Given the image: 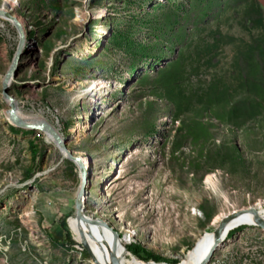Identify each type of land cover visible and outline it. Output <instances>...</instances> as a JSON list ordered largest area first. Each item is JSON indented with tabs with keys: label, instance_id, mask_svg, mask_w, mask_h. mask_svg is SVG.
<instances>
[{
	"label": "rangeland",
	"instance_id": "rangeland-1",
	"mask_svg": "<svg viewBox=\"0 0 264 264\" xmlns=\"http://www.w3.org/2000/svg\"><path fill=\"white\" fill-rule=\"evenodd\" d=\"M200 1L0 0L28 33L9 87L20 115L54 125L85 159V216L161 263H179L216 215L264 208V107L248 99L264 74L243 72L239 40L259 30L242 25L240 0H225L219 18L213 0ZM217 27L214 57L203 45ZM18 42L0 16V264H97L69 224L78 164L6 112L2 82ZM240 225L208 264H264V229Z\"/></svg>",
	"mask_w": 264,
	"mask_h": 264
},
{
	"label": "water",
	"instance_id": "water-1",
	"mask_svg": "<svg viewBox=\"0 0 264 264\" xmlns=\"http://www.w3.org/2000/svg\"><path fill=\"white\" fill-rule=\"evenodd\" d=\"M0 16H4L8 18L9 20L12 21L16 29L18 30L19 33V42L17 45V49L15 52V55L13 57L12 63L7 70L4 78H3V95L6 98V100L9 102V108L6 110L8 117L11 122H13L15 125L23 128H28V129H35V130H43L46 133H48L52 139L62 148V150L65 152L64 155L68 156L70 159L74 160L76 164H78L81 172V184L77 193V198H76V213L75 216L77 218H83L85 219L86 216L84 214V207H83V201H82V196L86 192V186L88 183V170L86 165H84V161L81 157L79 156H74L72 155L70 149L67 146L66 141L62 137L61 133L59 132L58 128H56L54 125L49 123L46 120H35V119H28V118H23L20 114H18V106H17V98L14 94H12L9 90L10 84L12 80H14L17 76L18 73V68H19V63L22 59V56L25 51V46L27 42V36L28 33L26 32V28L24 23L16 16L14 15L11 10L5 8L4 6H0ZM29 46V43H28ZM246 213H251L253 216V222L252 223H247L244 221H240L239 223L236 224V227L239 226L240 224H255L262 229H264V218L260 216V208L257 205L233 210L231 212H228L222 216V219L220 222H218L217 227L214 229V243L212 247L210 248L209 252L206 254V256L198 263V264H208L210 259L212 258L215 250L219 247V245L222 243L223 239L225 236L229 233L228 231V225L238 219H241L242 215ZM94 220V219H91ZM95 222L104 225L106 228H108L114 235V238L116 240H123L120 234L116 231H113L110 227L107 226L106 222H102L99 220H94ZM82 245L84 248L87 250V252L91 255L92 259L94 262L99 264L97 262V258L92 252L91 247L87 243V241L82 240ZM127 249V247H126ZM156 264H159L161 262H156L153 261ZM166 264H173V263H168L164 262ZM108 264H120L118 258L116 256H112V262Z\"/></svg>",
	"mask_w": 264,
	"mask_h": 264
},
{
	"label": "trees",
	"instance_id": "trees-1",
	"mask_svg": "<svg viewBox=\"0 0 264 264\" xmlns=\"http://www.w3.org/2000/svg\"><path fill=\"white\" fill-rule=\"evenodd\" d=\"M244 2L245 6L242 9L241 15V23L244 27L250 31L252 28H257L259 33L257 35H252L251 40L247 38L239 39L245 45V49L243 50L240 59L244 62L242 70L243 72H251L249 73L251 76H256L258 73L261 75L264 74V6L262 5L260 0H240ZM212 10L215 11L214 15L218 18L222 14V9L224 8L225 0H213ZM203 3V0L200 1ZM203 5V4H202ZM201 5V6H202ZM204 8L202 7V10ZM207 12V11H206ZM204 14V12H203ZM225 34L222 30L217 27L212 32V40H207L204 43V47H207L209 53H213L214 57H216L218 50L222 47L221 42L224 39ZM229 37L234 38V36L229 35ZM206 49V48H205ZM251 60V61H248ZM259 75V74H258ZM260 76V75H259ZM223 81L225 82L222 84L224 88L226 87V79L224 78ZM248 87V86H247ZM221 88V83L218 85L217 89ZM255 93V94H254ZM254 93H249L248 99L252 102H259L261 100V105L264 107V90H255ZM258 96H260V100H258ZM200 125H204V122H201ZM33 157H36L37 150L33 146L32 147ZM60 225L65 232V239L74 244L75 240H73L70 230L68 229L66 217H63ZM244 225H240L234 229L229 231V236H232L235 232L240 230ZM127 249L132 252L135 256L139 259L148 261L154 260L156 262L162 261L161 258L154 253L148 251V249L144 248L141 244L137 242H132L127 246ZM170 262V261H167Z\"/></svg>",
	"mask_w": 264,
	"mask_h": 264
},
{
	"label": "bare ground",
	"instance_id": "bare-ground-1",
	"mask_svg": "<svg viewBox=\"0 0 264 264\" xmlns=\"http://www.w3.org/2000/svg\"><path fill=\"white\" fill-rule=\"evenodd\" d=\"M18 114H20L19 111ZM83 196H82V201H83ZM260 216L264 218V208L260 209ZM221 219H222L221 216L216 215L214 221L217 223L220 222ZM86 220L91 221L95 227L89 224V222H87ZM240 221H244L247 223L253 222V216L251 213H246L242 215L241 219H238L228 225V231H230L231 228L236 227V224L239 223ZM69 224L75 235L77 234L82 240L87 241V243L92 249L93 254L97 258V262H99V264H108L112 262L113 255L118 258L120 264H144L142 261H140L134 256L129 257L128 251L125 246V242L119 239L114 240L113 239L114 235L108 228H106L102 224L95 222L94 220H91V218L86 217L85 219H83L73 216L70 218ZM102 228L106 229V231L103 232ZM213 243H214V233L211 232L203 233L193 244L190 251L177 264H198L209 252ZM151 264H156V263L152 262ZM159 264H166V263H159Z\"/></svg>",
	"mask_w": 264,
	"mask_h": 264
},
{
	"label": "crops",
	"instance_id": "crops-1",
	"mask_svg": "<svg viewBox=\"0 0 264 264\" xmlns=\"http://www.w3.org/2000/svg\"><path fill=\"white\" fill-rule=\"evenodd\" d=\"M262 2V4L264 5V0H260Z\"/></svg>",
	"mask_w": 264,
	"mask_h": 264
}]
</instances>
